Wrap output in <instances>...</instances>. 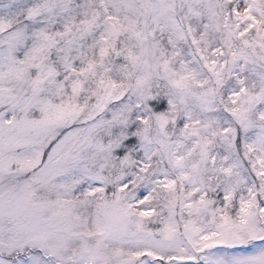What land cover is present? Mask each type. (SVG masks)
<instances>
[{"label": "snow or ice", "instance_id": "1", "mask_svg": "<svg viewBox=\"0 0 264 264\" xmlns=\"http://www.w3.org/2000/svg\"><path fill=\"white\" fill-rule=\"evenodd\" d=\"M0 264H264V0H0Z\"/></svg>", "mask_w": 264, "mask_h": 264}]
</instances>
